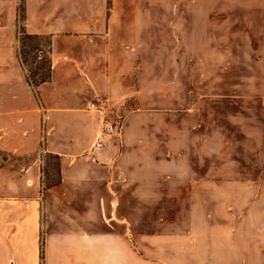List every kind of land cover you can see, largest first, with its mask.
<instances>
[{
    "label": "rangeland",
    "instance_id": "obj_1",
    "mask_svg": "<svg viewBox=\"0 0 264 264\" xmlns=\"http://www.w3.org/2000/svg\"><path fill=\"white\" fill-rule=\"evenodd\" d=\"M261 1H116V41L138 59L111 69L114 94L87 106L99 133L105 115L120 125L106 139L130 162L120 214L132 221L136 264H264ZM22 25L18 10L19 35ZM26 50L35 68L42 56ZM36 156L45 184L56 183L57 155ZM30 160L0 150V166Z\"/></svg>",
    "mask_w": 264,
    "mask_h": 264
},
{
    "label": "crops",
    "instance_id": "obj_2",
    "mask_svg": "<svg viewBox=\"0 0 264 264\" xmlns=\"http://www.w3.org/2000/svg\"><path fill=\"white\" fill-rule=\"evenodd\" d=\"M23 1L25 30L52 39V76L29 83L21 0H0V150L31 157L0 166V264H136L132 221L120 214L129 159L111 154L106 138L107 146L78 154L92 151L100 130L89 95H113L111 69L138 59L136 46L116 41L118 0ZM41 150L58 156L59 180L50 186Z\"/></svg>",
    "mask_w": 264,
    "mask_h": 264
},
{
    "label": "trees",
    "instance_id": "obj_3",
    "mask_svg": "<svg viewBox=\"0 0 264 264\" xmlns=\"http://www.w3.org/2000/svg\"><path fill=\"white\" fill-rule=\"evenodd\" d=\"M19 17L22 21L25 20L24 2L19 7ZM20 33V57L23 63H26V49L36 50V55L41 54V63L35 68L28 69V81L32 86L38 87L44 82L51 79L52 76V61H51V37L45 34H30L25 30L24 25L21 26ZM36 55L33 58H36ZM58 159V156H57Z\"/></svg>",
    "mask_w": 264,
    "mask_h": 264
},
{
    "label": "built area",
    "instance_id": "obj_4",
    "mask_svg": "<svg viewBox=\"0 0 264 264\" xmlns=\"http://www.w3.org/2000/svg\"><path fill=\"white\" fill-rule=\"evenodd\" d=\"M98 106L99 105L96 102H93L91 104V107H95L97 111L103 112L102 110H99L101 108H98ZM105 116L102 118L101 132L99 133L98 140L96 141V143L94 145V149H100V148L104 147V138H106V137L109 138L113 134L119 133V130H118L120 127L119 122L114 121V120H110V119L106 118Z\"/></svg>",
    "mask_w": 264,
    "mask_h": 264
}]
</instances>
